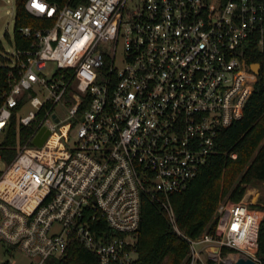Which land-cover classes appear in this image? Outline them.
Masks as SVG:
<instances>
[{
    "label": "built area",
    "instance_id": "1",
    "mask_svg": "<svg viewBox=\"0 0 264 264\" xmlns=\"http://www.w3.org/2000/svg\"><path fill=\"white\" fill-rule=\"evenodd\" d=\"M47 20L0 62V240L31 264L78 242L97 264H135L143 195L188 243L185 264L257 256L263 204L219 200L214 229L183 234L161 195L184 189L242 118L264 50V0H25ZM16 35L27 40L19 45ZM31 127L10 159L11 119ZM44 128L48 135L34 142ZM232 156H235L233 154ZM50 261V262H49ZM4 264H12L11 260Z\"/></svg>",
    "mask_w": 264,
    "mask_h": 264
},
{
    "label": "trees",
    "instance_id": "2",
    "mask_svg": "<svg viewBox=\"0 0 264 264\" xmlns=\"http://www.w3.org/2000/svg\"><path fill=\"white\" fill-rule=\"evenodd\" d=\"M24 3L25 0H16L15 32L20 26H39L47 21L27 12ZM16 39L19 45L28 43L18 35ZM243 55L247 62H258L261 66L242 118L217 134L213 153L184 189L161 195V200L171 205L179 230L189 237L213 231L220 199L238 201L247 185L264 182V50L254 43ZM30 130L31 127H21L16 117H12L6 147L2 148L6 159L16 154L17 142H22ZM19 133L21 139L17 141ZM135 247V264H185L186 261L187 241L172 227L161 201L150 195L142 197ZM257 256L264 259V217L258 231ZM49 264H97V258L74 242L64 258L53 259Z\"/></svg>",
    "mask_w": 264,
    "mask_h": 264
},
{
    "label": "rangeland",
    "instance_id": "3",
    "mask_svg": "<svg viewBox=\"0 0 264 264\" xmlns=\"http://www.w3.org/2000/svg\"><path fill=\"white\" fill-rule=\"evenodd\" d=\"M15 14L16 0H0V62L2 57L14 50ZM247 188L253 191V197L256 195L257 202L264 205V182L249 184ZM8 260L12 264H31V259L17 249L8 252L7 246L0 240V264Z\"/></svg>",
    "mask_w": 264,
    "mask_h": 264
},
{
    "label": "water",
    "instance_id": "4",
    "mask_svg": "<svg viewBox=\"0 0 264 264\" xmlns=\"http://www.w3.org/2000/svg\"><path fill=\"white\" fill-rule=\"evenodd\" d=\"M260 66H261L260 63L258 62H254L250 64L251 70L256 75L259 73ZM47 135H48V130H44V128H42L34 138V142L37 144H41ZM235 264H259V263L254 259H252L251 257L239 256L235 261Z\"/></svg>",
    "mask_w": 264,
    "mask_h": 264
},
{
    "label": "bare ground",
    "instance_id": "5",
    "mask_svg": "<svg viewBox=\"0 0 264 264\" xmlns=\"http://www.w3.org/2000/svg\"><path fill=\"white\" fill-rule=\"evenodd\" d=\"M251 191V190H250ZM256 198V195H255V197H253V199H255Z\"/></svg>",
    "mask_w": 264,
    "mask_h": 264
}]
</instances>
